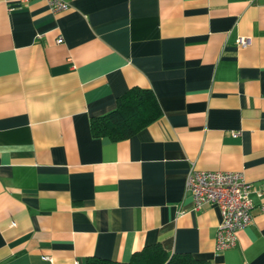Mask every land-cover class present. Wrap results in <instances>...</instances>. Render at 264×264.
<instances>
[{
    "label": "crops",
    "instance_id": "obj_1",
    "mask_svg": "<svg viewBox=\"0 0 264 264\" xmlns=\"http://www.w3.org/2000/svg\"><path fill=\"white\" fill-rule=\"evenodd\" d=\"M64 1L0 0V264L123 262L156 243L264 264V0ZM133 87L160 116L94 137ZM192 168L260 192L232 247L215 250L218 206L194 209Z\"/></svg>",
    "mask_w": 264,
    "mask_h": 264
},
{
    "label": "built area",
    "instance_id": "obj_2",
    "mask_svg": "<svg viewBox=\"0 0 264 264\" xmlns=\"http://www.w3.org/2000/svg\"><path fill=\"white\" fill-rule=\"evenodd\" d=\"M43 1L54 12L68 8L64 0ZM61 40V37H58L57 42ZM238 42L243 45L247 41L239 38ZM185 185L191 194L194 209L206 204H216L220 210L221 220L217 227L215 250L221 251L232 247L237 240V233L251 223L253 204L250 194L253 192L260 194L258 189L245 179L242 172L193 168L186 177Z\"/></svg>",
    "mask_w": 264,
    "mask_h": 264
},
{
    "label": "trees",
    "instance_id": "obj_3",
    "mask_svg": "<svg viewBox=\"0 0 264 264\" xmlns=\"http://www.w3.org/2000/svg\"><path fill=\"white\" fill-rule=\"evenodd\" d=\"M161 114L157 98L151 89L133 87L117 99L110 112L92 117L90 130L94 137H108L112 141L126 139ZM84 264H212L190 253L169 254L159 244L144 246L134 252L128 261L118 262L95 256L87 257Z\"/></svg>",
    "mask_w": 264,
    "mask_h": 264
}]
</instances>
